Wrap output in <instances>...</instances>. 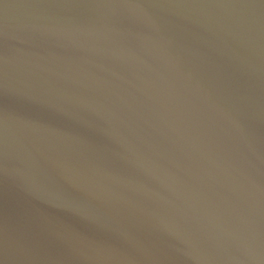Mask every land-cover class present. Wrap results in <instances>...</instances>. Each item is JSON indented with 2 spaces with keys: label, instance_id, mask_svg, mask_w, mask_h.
Wrapping results in <instances>:
<instances>
[{
  "label": "water",
  "instance_id": "obj_1",
  "mask_svg": "<svg viewBox=\"0 0 264 264\" xmlns=\"http://www.w3.org/2000/svg\"><path fill=\"white\" fill-rule=\"evenodd\" d=\"M0 264H264V0H0Z\"/></svg>",
  "mask_w": 264,
  "mask_h": 264
}]
</instances>
